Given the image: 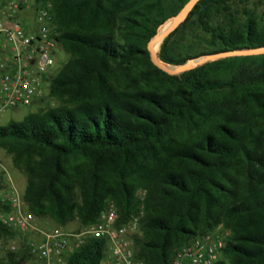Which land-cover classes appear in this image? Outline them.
Instances as JSON below:
<instances>
[{
	"label": "trees",
	"instance_id": "1",
	"mask_svg": "<svg viewBox=\"0 0 264 264\" xmlns=\"http://www.w3.org/2000/svg\"><path fill=\"white\" fill-rule=\"evenodd\" d=\"M34 1L52 3L67 60L50 79L55 106L0 126V147L26 178L27 210L84 227L113 202L118 223L142 213L134 242L145 264H170L218 228L227 235L214 264H264V54L172 76L153 65L147 44L188 0ZM260 47L264 11L199 0L157 54L178 66ZM9 210L0 202V213ZM8 238L16 234L0 224V240ZM25 240L9 254L17 264ZM103 256L104 241L90 239L65 264H101Z\"/></svg>",
	"mask_w": 264,
	"mask_h": 264
},
{
	"label": "built area",
	"instance_id": "2",
	"mask_svg": "<svg viewBox=\"0 0 264 264\" xmlns=\"http://www.w3.org/2000/svg\"><path fill=\"white\" fill-rule=\"evenodd\" d=\"M57 36L50 1L0 0V113L38 104L48 97L50 79L60 69ZM5 186L0 202L10 210L0 213V224L16 234V238H8L9 251L18 252L17 242L26 239V259L21 264H65L68 256L90 239L104 241L101 264H145L137 258L134 242L141 234L142 213L118 223L117 209L108 202L95 223L64 230L30 213L10 179H5ZM225 235L215 231L194 238L174 253L170 264L216 263Z\"/></svg>",
	"mask_w": 264,
	"mask_h": 264
},
{
	"label": "rangeland",
	"instance_id": "3",
	"mask_svg": "<svg viewBox=\"0 0 264 264\" xmlns=\"http://www.w3.org/2000/svg\"><path fill=\"white\" fill-rule=\"evenodd\" d=\"M241 1L244 6L256 7L259 13L264 11V0H241ZM56 58L59 68L67 60V55L62 51L60 47H59V52L56 55ZM47 89L48 88H46L45 90V94L47 93ZM56 104L57 102L54 99H50L46 97V99L43 102H40L38 104H33L26 107H19L17 109L5 110L2 113H0V126H6L11 122H20L28 114L34 113L39 109H44V108L46 109L48 107L55 106ZM0 163H1L0 173H3L5 179H10L13 182L17 192L22 195L26 186L25 175L13 167L10 155H8L2 147H0ZM62 228L64 230H74L80 228V226L77 221H73L68 223L66 226ZM216 231L223 232L221 228H218ZM8 241H9L8 239L2 241V244L0 246V261H2L5 264H17L16 260L15 261L12 260V258L9 255L10 253H15V252L8 250L7 247ZM22 244H23L22 240L18 241L17 247L23 248Z\"/></svg>",
	"mask_w": 264,
	"mask_h": 264
},
{
	"label": "water",
	"instance_id": "4",
	"mask_svg": "<svg viewBox=\"0 0 264 264\" xmlns=\"http://www.w3.org/2000/svg\"><path fill=\"white\" fill-rule=\"evenodd\" d=\"M199 0H188L186 4L181 8V10L173 17L168 18L160 27L157 29L155 35L150 39L147 44V50L150 55V60L154 66L158 69L162 70L168 75H180L184 72L190 71L195 69L207 62L228 58V57H235V56H251V55H262L264 54V47L255 48V49H242V50H235V51H226V52H218V53H211L205 54L196 58H191L187 60L184 64L178 66H172L163 63L155 51V45L160 43L169 36L174 30H176L187 18L191 10L197 4ZM170 23L169 26L161 31L162 27L166 24Z\"/></svg>",
	"mask_w": 264,
	"mask_h": 264
},
{
	"label": "bare ground",
	"instance_id": "5",
	"mask_svg": "<svg viewBox=\"0 0 264 264\" xmlns=\"http://www.w3.org/2000/svg\"><path fill=\"white\" fill-rule=\"evenodd\" d=\"M169 24H170V23H166V24L162 27L161 31L165 30V29L169 26ZM159 46H160V43H157V44L155 45V51H158Z\"/></svg>",
	"mask_w": 264,
	"mask_h": 264
}]
</instances>
